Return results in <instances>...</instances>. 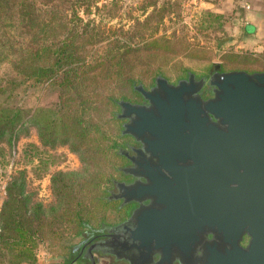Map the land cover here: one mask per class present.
<instances>
[{"label":"water","instance_id":"obj_1","mask_svg":"<svg viewBox=\"0 0 264 264\" xmlns=\"http://www.w3.org/2000/svg\"><path fill=\"white\" fill-rule=\"evenodd\" d=\"M219 67L207 98L199 92L205 79L190 71L176 83L158 74L149 88L136 84L147 103L118 100L117 116L127 119L122 132L140 140L156 164L128 167L146 182L114 180L122 192L113 196L154 198L156 205L131 212L125 243L119 225L111 238L93 242L92 257L96 249L128 248L135 251L131 264H147L154 248L168 258L177 247L197 264H264V70ZM199 243L203 251L194 254Z\"/></svg>","mask_w":264,"mask_h":264},{"label":"rangeland","instance_id":"obj_2","mask_svg":"<svg viewBox=\"0 0 264 264\" xmlns=\"http://www.w3.org/2000/svg\"><path fill=\"white\" fill-rule=\"evenodd\" d=\"M96 5L91 7L90 12L83 9L77 11L86 22L87 30L96 28V32H99L96 45L76 40L79 51L85 56L78 62L81 65L77 68L79 71H85L95 59L108 58L104 57L106 47L115 42L122 45L126 39L133 47H138L144 41L158 37L161 44L171 46L169 50L140 49L137 53L140 57H125L129 60L128 64H119L113 59V64L99 71L103 84L94 89L99 91L101 98L110 93L133 102L144 100L142 94H138L126 82L130 77L137 84L141 82L149 88L154 84L157 73L175 83L190 71L197 76H207L215 63L220 64V70H264V48L256 49L244 41L248 34L239 19L237 0H97ZM59 8L67 12L63 17L71 21L76 19L67 4L61 3ZM143 30L144 39L139 34ZM107 76H112L110 84L106 82ZM0 85L5 88V93L0 96L2 104L20 106L26 117H36L42 124H46L53 111L58 110L60 96L56 84L23 79L8 62L0 63ZM118 111V106L98 102L96 108L87 109V116L93 115L101 123L105 120L102 125L106 131L111 132L113 139L123 141L124 137L120 134L123 119L111 118L112 112ZM113 161L119 164L118 159ZM83 167L79 154L69 144H43L37 126L29 123L12 143L0 141V211L6 198V186L14 177H23L32 201L48 207L57 201L51 186L52 173L56 170L81 171ZM100 170L104 178L92 193L97 196L106 188L109 191L113 187L111 182L105 180L108 175L121 177L119 171L106 163ZM83 202L88 203L93 212L90 225L98 229L115 224L122 217V212L117 209V200L106 206L101 202L92 205L90 197L86 196ZM47 214L51 215L52 212ZM77 230L71 221L45 225V240L38 244L37 258L33 264H90L87 259L73 262L76 252L70 255V248H66V245L79 243L83 235L91 231L87 229L85 233L77 235ZM96 257V264H109L105 258L97 254ZM8 259L9 254L0 255V264H8Z\"/></svg>","mask_w":264,"mask_h":264},{"label":"trees","instance_id":"obj_3","mask_svg":"<svg viewBox=\"0 0 264 264\" xmlns=\"http://www.w3.org/2000/svg\"><path fill=\"white\" fill-rule=\"evenodd\" d=\"M96 1L0 0V63H10L23 79L56 84L60 96L58 110L53 111L46 124H42L36 117H26L27 114H24L20 106L6 105L0 101V141L12 143L31 123L37 126L43 144H69L79 154L85 167L84 173L83 169L56 170L52 173L51 186L57 201L48 207L32 201L22 176L8 182L6 198L0 211V255L9 254L8 264H33L36 261V248L45 240L43 227L47 224L74 222L78 228L77 235L85 233L87 229H98L90 225L93 212L83 200L88 196L92 205L101 202L105 206L114 201L108 197L110 192L107 188L101 195L92 193L104 178L103 172L99 171L103 164L121 173L119 166L123 159L119 149L122 141L113 139L111 132L106 131L102 125L105 120L101 123L93 115L87 116V109L96 108L98 102L119 107L118 100L126 99L110 93L101 98L99 91L94 89L103 84L99 71L113 64V59L119 64H128L129 60L125 57H140L137 54L140 49L152 51L171 48L170 45L161 44L158 37L146 40L138 47H133L126 39L122 45L115 42L106 47L104 57L108 58L95 59L85 71H79L77 68L81 65L78 62L85 56L79 51L77 41L96 45L99 32H96V28L87 30L86 22H83L77 11L83 9L84 12H90ZM61 3L67 4L76 19L71 21L63 17L67 12L59 8ZM139 34L142 39L145 38L144 30ZM134 52L136 55L133 56ZM106 80L110 84L112 76H107ZM126 82L141 95L135 88L137 83L133 78H127ZM88 92L90 94L86 95ZM4 93L5 88L0 85V96ZM117 113L112 112L111 118L121 119ZM122 128L120 134L124 137ZM115 159L119 160V164L114 163ZM116 179L119 178L110 174L105 180L113 185ZM117 209L122 212V219L127 212L121 210L118 203ZM50 212L52 214L48 215ZM75 244L66 245L67 250L70 248V255L74 252Z\"/></svg>","mask_w":264,"mask_h":264},{"label":"flooded vegetation","instance_id":"obj_4","mask_svg":"<svg viewBox=\"0 0 264 264\" xmlns=\"http://www.w3.org/2000/svg\"><path fill=\"white\" fill-rule=\"evenodd\" d=\"M214 71L215 69L212 68L209 75L207 76H197L195 74L197 79L199 78L205 79L203 86L199 90L203 98H207L211 96L213 93V85L209 84L208 79ZM187 76H188V73L183 78H186ZM207 91L208 93H206ZM138 103H147V100H145L144 98V100ZM121 119H123L122 124L125 121H127L126 118H121ZM124 134H125L124 140L122 141L120 145V149H119V152L123 159L122 164L119 166L120 171H121V177H119V179H116V180L122 181L125 183H130L136 180L146 182L147 179L143 175H133L129 171H127V168L137 166V169L140 170L142 165L148 161L153 164H156V157L151 155L150 152L146 151L144 149L143 143L140 140L136 139L132 134H129V133H124ZM137 149H139V151H137ZM130 156L135 157V159L137 160V164L131 160ZM109 192H110V194L108 195L109 198L117 200L119 208L123 211H126L127 214H125L124 217L115 224L105 226L102 229H95L93 231H90L89 233L84 234L81 241H79V243H77V245L74 246V251L76 252V254L72 258L73 262L76 260L87 259L90 262V264H96L97 262L96 254H97L98 256H101L105 258L106 260H108L107 262L109 264H114L113 262H115V264H131V259L129 257L130 256L132 257L135 255V251L133 249H128V248L123 249L119 252V254H116L113 252H104L100 249H96V250H93L94 256L92 257L90 252L88 251V248L95 241L111 238V234L116 233V230L114 229L115 228L114 226L116 225H119V229L117 231V233L119 234L118 240L120 242L125 243L128 237V234L126 232V229H125L126 227H124V225L126 224V221L129 218V215L131 214V212L135 208L140 207L141 205H149V204L156 205V203L154 202L155 201L154 198L153 199L152 198H142L139 201L138 200H125L123 196L115 198L113 196L114 193L122 192L121 188L116 186L115 182L113 183V187L109 189ZM213 235L214 233L211 231H205L204 233V236L208 239H211ZM247 239H248L247 235H244L241 243L246 244ZM203 248H204L203 243L197 244V246H195V249H194V254H200L203 251ZM180 257H182V255L179 251V248L177 247H174L172 249V253L170 254L168 258L162 257L161 248L158 247L152 250L151 259L149 260L147 264H197L196 262L192 260L189 261V259L188 260L185 259L184 256L182 257L183 259V262H182Z\"/></svg>","mask_w":264,"mask_h":264},{"label":"crops","instance_id":"obj_5","mask_svg":"<svg viewBox=\"0 0 264 264\" xmlns=\"http://www.w3.org/2000/svg\"><path fill=\"white\" fill-rule=\"evenodd\" d=\"M237 3L239 19L248 34L244 41L256 49L264 48V0H237Z\"/></svg>","mask_w":264,"mask_h":264},{"label":"built area","instance_id":"obj_6","mask_svg":"<svg viewBox=\"0 0 264 264\" xmlns=\"http://www.w3.org/2000/svg\"><path fill=\"white\" fill-rule=\"evenodd\" d=\"M246 6H247V7H249V5H248V4H247Z\"/></svg>","mask_w":264,"mask_h":264}]
</instances>
